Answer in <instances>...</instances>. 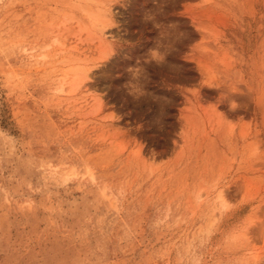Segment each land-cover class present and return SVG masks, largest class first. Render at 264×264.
I'll list each match as a JSON object with an SVG mask.
<instances>
[{
  "label": "rangeland",
  "instance_id": "1",
  "mask_svg": "<svg viewBox=\"0 0 264 264\" xmlns=\"http://www.w3.org/2000/svg\"><path fill=\"white\" fill-rule=\"evenodd\" d=\"M100 1L0 0V264H264V0Z\"/></svg>",
  "mask_w": 264,
  "mask_h": 264
},
{
  "label": "bare ground",
  "instance_id": "2",
  "mask_svg": "<svg viewBox=\"0 0 264 264\" xmlns=\"http://www.w3.org/2000/svg\"><path fill=\"white\" fill-rule=\"evenodd\" d=\"M95 2V4H96V0H94ZM97 1H99V3L100 2H102V1H100V0H97ZM93 3V4H94ZM98 3V2H97ZM103 3H105V2H103ZM102 3V4H103ZM80 4V3H79ZM109 4V3H108ZM76 5H77V3H76ZM88 4H86V5H84V10H82L81 8L79 9V10H81V11H85V13L89 16V23H90V21H91V24H92V28H93V26L97 29V32H100V33H98L100 36L99 37H97L98 36V34H96V38H98V40L100 41V43H101V41H103V42H106L107 43V40L108 39H106L107 38V36H111V32L108 30V32L106 31V25H107V21L106 20H108V19H106V18H108L109 17V13H107L109 10L111 11V9H109V8H111V7H109L108 9L109 10H107V9H100V8H98L97 7V9L96 8H94L93 6L94 5H92V6H87ZM74 6V5H73ZM103 6H104V4H103ZM78 7V6H77ZM81 7V6H80ZM96 7V6H95ZM73 9V8H72ZM74 9H76V6L74 7ZM77 9V10H78ZM78 10V11H79ZM113 11V10H112ZM82 13V12H81ZM84 13V12H83ZM73 14V13H72ZM80 14V13H79ZM77 17V16H76ZM77 18H81L80 16L79 17H77ZM82 18H83V16H82ZM81 18V19H82ZM88 18V17H87ZM112 18V17H111ZM110 21V20H109ZM85 22V21H84ZM108 24H109V22H108ZM85 29V28H84ZM88 34H89V32H88ZM91 36V35H90ZM94 36V35H93ZM93 38V37H92ZM95 38V37H94ZM101 40H100V39ZM59 43V42H58ZM102 44H105V43H102ZM105 46H106V44H105ZM103 47H104V45H103ZM62 48V47H61ZM60 49V48H59ZM105 49H106V47H105ZM108 50V49H107ZM60 51V50H59ZM103 51H104V49H103ZM111 52V51H110ZM109 55V54H108ZM107 56V55H106ZM105 58V57H104ZM74 59V58H73ZM74 63L73 64H75V62H77L78 63V65H76V67L74 68V77H75V79H74V81H72V83H71V85H72V87H73V85H74V87H73V89H72V91L73 90H76V89H78V87H81V86H79V85H83L84 84V86H85V88H90V85H88V83H84V80L85 79H87V78H91L90 76H91V74H92V72L90 71V70H88V68L86 67V65H83V64H81L79 61H75V60H72ZM81 61V60H80ZM68 62H70V61H64V63H66L65 65H69V66H71V64H67ZM83 62V61H82ZM76 63V64H77ZM68 67V66H67ZM65 74H64V77L62 78L63 80V82H62V84L60 85L61 86V88H60V91H61V93H66V89H65V85L66 84H68V83H70V81H68L67 82V80L69 79L68 77H70L69 76V72L68 71H66V72H64ZM71 73H73V72H71ZM73 76V75H72ZM93 76V75H92ZM73 77V78H74ZM72 77H71V79H73ZM86 81V80H85ZM88 81V80H87ZM89 82V81H88ZM61 83V82H60ZM68 87L70 86L69 84L67 85ZM59 89V88H58ZM223 194H222V191H220L219 192V195H218V197L219 198H222L223 196H222Z\"/></svg>",
  "mask_w": 264,
  "mask_h": 264
}]
</instances>
